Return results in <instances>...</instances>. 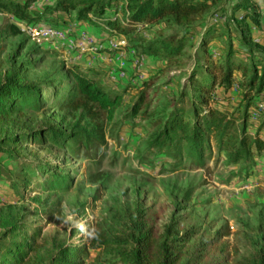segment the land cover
Instances as JSON below:
<instances>
[{
    "label": "rangeland",
    "instance_id": "obj_1",
    "mask_svg": "<svg viewBox=\"0 0 264 264\" xmlns=\"http://www.w3.org/2000/svg\"><path fill=\"white\" fill-rule=\"evenodd\" d=\"M2 1L25 5L29 0ZM60 1H34L30 11L39 13V19L33 23L18 21L0 10V69L5 70L14 58L23 61L33 59L35 63L27 68L26 79L42 87L43 103H47L38 111L24 108L19 115L12 116L18 117L21 125L28 127L12 131L30 136L32 130L38 131L53 123L68 132L61 117L66 116V122L73 124L85 115L82 124L94 131L95 138L88 150L78 148L75 141L58 147L26 141L9 146L18 151L17 161L0 155L1 172L4 173L0 175L1 244L10 241V238H5L7 230L1 224L15 217L19 224L25 225L29 236L34 229H39L40 236L34 248L44 239L79 246L88 237V230L105 216L114 200L126 204L141 200L145 207L153 209L162 226L173 216L191 213L193 219H201L213 232L223 227H227L231 235L244 234L258 227L264 229V153L249 163L234 165L226 153L219 152L216 143L210 140L206 143L205 164L200 168L184 155L176 161L152 145L154 123L182 91L192 94L187 80L195 65L193 57L200 53L204 37L212 35L211 25L230 15L229 3L232 0H221L190 27L166 23L131 26L124 0L114 4L105 18L97 19L90 15L87 21L82 22L83 25L78 26L79 21L75 20L73 11L68 15L56 12ZM62 16L67 18L65 25L57 20ZM111 19H117L120 25L130 27L133 32L122 35L109 29L107 22ZM45 27L64 31L75 41L86 35L93 40L94 46L85 53L78 50L70 53L57 42L40 46L30 32ZM221 27V23L216 27L218 35L223 32ZM225 33V36L216 37L208 44L215 59L225 57L232 43L238 46L240 34L228 30ZM253 35L254 39L264 43V35ZM160 37L185 41L180 65L147 56L148 42ZM73 65H80L83 74L88 72L91 77L97 76L108 90L123 96L122 105L112 116L92 106L71 113L58 106L75 93L71 92L70 68ZM90 69L95 72H90ZM52 83L59 87L57 94L56 88L49 86ZM231 93L233 101L225 111L232 115L236 113L242 95L238 89ZM144 94L148 99L135 114ZM257 103L264 111V92ZM211 106L214 107L212 102ZM170 112L164 114L165 120ZM253 131L250 130L251 137ZM99 140L103 141L101 145H98ZM174 163L179 166L175 168ZM46 164L64 170L67 182L63 190L50 192L44 189L51 175L46 176L38 167ZM23 174H28L30 185L15 190L13 185H23ZM177 208L187 210L181 212ZM185 225L191 224L187 222ZM228 240L232 241L233 236ZM236 259L231 258L229 264ZM109 260L110 257L102 251H88L84 256L88 264H111Z\"/></svg>",
    "mask_w": 264,
    "mask_h": 264
},
{
    "label": "trees",
    "instance_id": "obj_2",
    "mask_svg": "<svg viewBox=\"0 0 264 264\" xmlns=\"http://www.w3.org/2000/svg\"><path fill=\"white\" fill-rule=\"evenodd\" d=\"M34 1L20 5L0 0V10L18 21L33 23L39 19V13L30 11ZM119 1L62 0L57 4L56 12L68 15L73 11L75 20L79 22L87 21L90 15L103 19ZM124 1L131 26L166 23L178 27L192 26L199 17L221 3V0ZM229 4L230 15L224 16L222 22L211 25L212 35L204 37L200 44L202 56L196 53L193 57L195 65L187 80L192 94L182 91L167 110L171 111L169 118L165 120V110L154 123L152 134V145L159 151L176 161L184 155L200 168L205 164L206 143L210 140L216 143L219 152L226 153L227 159L234 165L249 163L261 158L264 153V111L257 103L264 92V43L255 42L253 35H264V0H232ZM57 20L62 25L67 23L65 16L57 17ZM107 23L109 29L116 33L128 35L133 32L130 27L120 25L117 19ZM220 23L223 32L218 35L216 27ZM226 30L240 34L238 46L232 43L225 57L215 59L208 44L216 37L225 36ZM184 47L183 40L176 42L174 37H160L149 41L145 52L149 57H160L168 64L180 65ZM34 63L33 59L23 61L14 58L5 70L0 69V155L17 161L15 156L18 151L9 146L26 141L55 147L75 141L78 148L90 149L95 137L94 131L82 124L85 115L73 124L66 122V116L61 117L68 132L53 123L38 131L32 130L30 136L12 131L28 128L21 125L18 117L12 116L19 115L24 108L38 111L43 104H47L43 103L42 87L26 79L27 68ZM82 71L80 65L70 68L73 80L71 92L75 93L58 106L68 113L92 106L112 116L122 105L123 96L108 90L97 76L91 77L88 72L83 74ZM90 72L95 70L90 69ZM49 86L56 88L57 94V84ZM234 89L241 90L242 96L236 113L231 115L225 110L233 101L231 92ZM147 99V94L140 97L135 114ZM250 130H254L252 137ZM102 142L99 140L98 145ZM178 166L174 163L175 168ZM2 168L0 164V175L4 174ZM38 169L43 170L46 176L51 175L44 189L50 192L63 190L67 176L62 168L46 164ZM22 176L23 185H13L15 190L30 185L28 174ZM176 206L179 207L178 204ZM177 209L181 212L187 210ZM157 219L153 209L145 207L141 200L130 204L114 200L105 216L88 230L83 244L68 246L44 239L41 245L34 248L40 236L39 229H34L29 236L25 225L11 217L10 221L1 224L7 230L5 238H10V241L5 245L0 242V264H88L84 261L88 251L106 253L111 264H229L233 257L238 259L232 264H264V229L261 227L231 235L227 227L213 232L211 227H205L201 219H193L191 213L173 216L163 226ZM187 222L191 225L186 226ZM231 236L232 241L228 240Z\"/></svg>",
    "mask_w": 264,
    "mask_h": 264
},
{
    "label": "built area",
    "instance_id": "obj_3",
    "mask_svg": "<svg viewBox=\"0 0 264 264\" xmlns=\"http://www.w3.org/2000/svg\"><path fill=\"white\" fill-rule=\"evenodd\" d=\"M31 37L38 45L52 44L53 42L60 43L68 52L78 50V52L85 53L89 47L94 46L93 40L86 35H83L79 40L75 41L72 38H68L64 31L53 29V28H41L30 32ZM255 42L261 43L259 39H254ZM59 44V45H60ZM117 48V47H116ZM124 74H121L123 76ZM262 107V106H261Z\"/></svg>",
    "mask_w": 264,
    "mask_h": 264
},
{
    "label": "crops",
    "instance_id": "obj_4",
    "mask_svg": "<svg viewBox=\"0 0 264 264\" xmlns=\"http://www.w3.org/2000/svg\"><path fill=\"white\" fill-rule=\"evenodd\" d=\"M81 25H83V23L82 22L81 23L79 22L78 26H81Z\"/></svg>",
    "mask_w": 264,
    "mask_h": 264
}]
</instances>
